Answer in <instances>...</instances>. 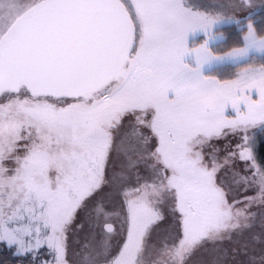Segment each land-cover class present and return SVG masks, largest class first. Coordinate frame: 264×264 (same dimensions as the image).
<instances>
[{
	"label": "snow or ice",
	"instance_id": "obj_1",
	"mask_svg": "<svg viewBox=\"0 0 264 264\" xmlns=\"http://www.w3.org/2000/svg\"><path fill=\"white\" fill-rule=\"evenodd\" d=\"M258 18L264 23V0L212 10L192 0H0V242L34 258L46 246L52 259L43 264H68L65 233L110 182L113 153L121 170L111 182L124 188L135 176L138 185L123 193L126 238L113 255L114 214L98 204L104 239L85 264H145L165 201L175 220L157 249L166 259L154 264H186L203 241L252 227L250 208L264 206V164L248 134L264 131ZM225 25L243 32L241 46L218 54ZM242 64L232 79L206 75ZM229 132L242 135L226 160L244 162L251 175L237 173L238 182L256 189L231 203L216 157L203 152ZM248 264H264V251Z\"/></svg>",
	"mask_w": 264,
	"mask_h": 264
},
{
	"label": "rangeland",
	"instance_id": "obj_2",
	"mask_svg": "<svg viewBox=\"0 0 264 264\" xmlns=\"http://www.w3.org/2000/svg\"><path fill=\"white\" fill-rule=\"evenodd\" d=\"M192 2L201 10H212V6L225 7L229 0H192ZM219 31L222 32L221 30ZM202 42L203 39L199 36L195 40L196 45ZM240 68L238 67L237 72ZM206 75L214 76L211 73H206ZM0 102L3 101L0 100ZM128 123V120L124 121L125 127H127ZM257 130L258 128L250 130L249 136H253V133L256 134ZM241 135H233L229 132L220 138H213L203 148L206 158L214 155L220 165L216 176L217 183L228 191L230 203L233 200L243 201L256 195L254 185L250 186L243 182H238L237 173L239 176L251 175L250 172L245 171L247 165L238 158L226 160L230 153L236 150V145L241 143ZM254 140L251 144L252 149ZM6 166L10 167L12 165L6 164ZM120 170L121 160L116 153H113L106 168V177L110 182L93 197L86 200L84 205L77 210L72 225L65 233L68 264H85L88 253L97 244L103 242V234L95 225V209L98 204H102L108 212L114 214L109 221L113 223L115 228V232L109 240L112 246V254L115 255L123 244L127 234L126 227L121 233V220L127 214L123 193L138 185L135 182V176H133L131 182L125 184L124 188H117L115 183L111 182V179L114 174H119ZM239 207L243 208L244 204H240ZM172 208L173 203L171 201L162 202L158 207L163 219L152 227L149 237L146 238L145 264H154L157 260L163 261L166 259L159 256L157 249L162 247L165 239L173 231L175 217ZM250 212L254 214V220L250 221L252 227L243 232L232 233L230 238L226 234L223 240L215 242L203 241L187 258L186 264H248L249 258L253 255L259 257L260 253L264 251V206L257 201L250 208ZM117 213L119 216L115 215ZM89 214H91V218H88ZM245 245H247V254H245ZM39 251H42L39 256L41 264L46 260L52 259L50 250L46 246Z\"/></svg>",
	"mask_w": 264,
	"mask_h": 264
},
{
	"label": "trees",
	"instance_id": "obj_3",
	"mask_svg": "<svg viewBox=\"0 0 264 264\" xmlns=\"http://www.w3.org/2000/svg\"><path fill=\"white\" fill-rule=\"evenodd\" d=\"M247 23V21H245ZM257 27H264L259 18L257 19ZM224 34V39L221 42L218 53L229 51L232 47L241 46L237 43L238 38L243 35V32H237L235 26L225 25L220 29ZM246 31V28L244 29ZM256 65L259 66V61L257 60ZM247 66L245 64L240 65L239 67ZM238 67H220L212 72V75L218 77L220 80L234 78L235 73L237 72ZM254 155L258 162L264 164V131H261L259 128L255 134V140L253 143ZM88 218H91V214L88 215ZM16 249L15 247L9 248L5 243L0 242V264H41L39 256L42 251H38L37 256L34 258L31 254H25L23 256L14 255Z\"/></svg>",
	"mask_w": 264,
	"mask_h": 264
}]
</instances>
